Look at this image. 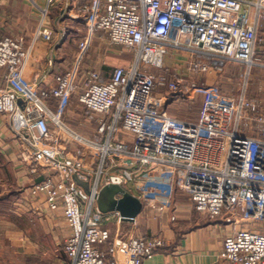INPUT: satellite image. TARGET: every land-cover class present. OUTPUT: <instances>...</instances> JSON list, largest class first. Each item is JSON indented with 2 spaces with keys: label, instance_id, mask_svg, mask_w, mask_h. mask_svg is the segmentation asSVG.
<instances>
[{
  "label": "built area",
  "instance_id": "built-area-1",
  "mask_svg": "<svg viewBox=\"0 0 264 264\" xmlns=\"http://www.w3.org/2000/svg\"><path fill=\"white\" fill-rule=\"evenodd\" d=\"M73 9V17L83 16L90 31L106 33L111 44L131 53L133 63L116 66L110 76L96 69L81 71L79 61L90 45L86 37L79 43L76 65L55 76V87L42 89L23 79L25 38H0V66L8 70L0 113L10 118L20 162L31 176L42 178L33 192L50 209L62 210L71 227L62 264H144L164 245L158 236L110 242L111 231L103 222L111 218H104L97 204L104 185L125 188L144 166L169 174L143 180L136 196L147 206H157L156 190L169 196L180 191L211 219L225 213L228 222L236 215L264 219L260 101L209 94L202 122L194 124L172 117L162 107L163 97L156 95L163 88L189 96L200 87L194 81L185 84V75H205L228 62L249 70L262 66L257 54L264 47V0H96ZM48 14L49 8L44 9L43 19ZM43 19L36 37L49 40L53 33ZM181 52L189 53L184 71L166 68V59ZM75 95L87 119L97 125L91 137L62 118ZM48 101L58 103L61 112H53ZM223 112L228 122L220 126L216 121L224 119L219 116ZM249 128L257 135H247ZM220 257L229 264H264V232L235 228Z\"/></svg>",
  "mask_w": 264,
  "mask_h": 264
},
{
  "label": "crops",
  "instance_id": "crops-1",
  "mask_svg": "<svg viewBox=\"0 0 264 264\" xmlns=\"http://www.w3.org/2000/svg\"><path fill=\"white\" fill-rule=\"evenodd\" d=\"M83 3L94 5L96 0H55L52 4L48 0H0V38H25L28 56L22 76L26 82L35 83L42 89L55 87V76L70 71L79 61V43L86 37L90 43L89 48L96 45L90 51L95 60L87 69H96L110 76L116 66H129L133 63V55L123 47L111 44L106 33L90 31L83 16L73 17V5ZM46 8H49V14L43 19V10ZM42 19L45 27L52 30L49 40L36 37ZM258 50L261 55L264 47ZM82 58L80 60L83 61ZM171 58L169 56L166 59L167 66L180 67ZM7 74V68L0 66V91L8 85ZM241 95L251 98L247 92L235 97ZM182 97L172 96L166 101L168 105L163 107L177 119L185 117L176 111L175 106L181 105L178 102H191L195 96ZM259 101L264 111V103ZM70 102L62 112L59 104L54 101H48V106L55 113L61 112L65 121ZM206 102L202 99L193 121L202 117ZM78 106L83 113L79 118L81 127L77 130L65 122L78 133L91 137L97 125L87 119L79 102ZM89 131L93 133L88 134ZM244 132L251 136L257 135L254 128ZM120 137L133 139L126 134ZM19 156V141L11 127L10 118L0 113V264H62L67 261L63 245L71 233V227L62 210L50 209L42 195L33 192L34 184L42 178L31 176ZM141 168L135 183L125 186L135 196L140 194V186L145 178L162 179L169 176L165 172L160 173L158 167ZM154 193L158 200L157 206L143 204L142 211L133 221L119 222L117 212L103 213L104 218H111L103 222V227L111 231L110 242L130 236L162 238L164 245L144 264H229L220 257V253L225 238L235 228H240L236 221L226 220L229 213L211 219L197 212L190 197L182 192L177 191L171 196L158 190ZM159 206H163L162 209Z\"/></svg>",
  "mask_w": 264,
  "mask_h": 264
},
{
  "label": "rangeland",
  "instance_id": "rangeland-1",
  "mask_svg": "<svg viewBox=\"0 0 264 264\" xmlns=\"http://www.w3.org/2000/svg\"><path fill=\"white\" fill-rule=\"evenodd\" d=\"M92 47H94V44L90 46L91 49L89 48L88 52H86L85 55L83 56L82 58L83 61L82 60L79 61L80 64L78 66L81 65L80 67L83 68V71L87 69L86 67L89 64H92V62L95 60L94 56L90 54L93 51ZM263 53L261 55L257 54V57L261 59L259 63L262 64V66L256 65L251 71L244 64L228 62L224 64V67L221 70L213 69L205 75H201V76L189 75V74L185 75V79H184L185 84L189 81H194L197 85H199L200 89L190 94V96H193V94L195 96L193 101L190 102V101L180 100L178 104H181L182 106L181 105L175 106L176 111H178V113L183 114V116H185L184 118H179V119L190 122V123H194V124L201 123L202 122L201 118L198 121H193V119H195L194 117H196L198 114V110L200 108L202 99L203 101H206L209 94L214 95L216 93H219L220 95H223V96L229 95V96L235 97V95L239 93L247 92L249 97H251V99H258V100L263 101L264 103V55ZM171 56H172L171 59L174 61L175 65H178L180 67L168 65L166 68L170 69L171 71L178 70L180 72H183L186 67L185 64H186L187 58L189 57V53L187 52H181L178 54L172 53ZM131 59L132 58H130V60ZM145 70L148 73H154L156 75L162 74L161 71L155 70L152 68H146ZM156 95L158 97L160 96L163 97L162 107H166L168 105L166 101H168L169 98H171L172 96L176 97V94L172 93L168 89H163V88L159 89L156 92ZM184 97L188 98L186 96ZM251 113L255 114V111H252ZM80 115H83V113L78 106L77 95H75L71 99L68 114L67 116L65 115L64 118L66 122H68L70 125H72L74 128L78 130V128L81 127V123H79ZM219 116H221L224 119H220V121H216V122L221 123L220 126L226 125V122H228V120H226L227 116L225 115V113L223 112L219 114ZM205 121H206V118L203 119V122ZM92 133L93 131L88 132V134H92ZM234 221L239 223L238 225H240V228H251V229H256V230H260L261 232H264V219L262 218H257V217L254 218L251 216L236 215L234 217Z\"/></svg>",
  "mask_w": 264,
  "mask_h": 264
},
{
  "label": "water",
  "instance_id": "water-1",
  "mask_svg": "<svg viewBox=\"0 0 264 264\" xmlns=\"http://www.w3.org/2000/svg\"><path fill=\"white\" fill-rule=\"evenodd\" d=\"M97 204L102 213L118 212L126 221H133L143 208V203L137 196L113 183L100 189Z\"/></svg>",
  "mask_w": 264,
  "mask_h": 264
},
{
  "label": "trees",
  "instance_id": "trees-1",
  "mask_svg": "<svg viewBox=\"0 0 264 264\" xmlns=\"http://www.w3.org/2000/svg\"><path fill=\"white\" fill-rule=\"evenodd\" d=\"M77 34H79V33H77ZM260 47H262V46H260Z\"/></svg>",
  "mask_w": 264,
  "mask_h": 264
}]
</instances>
